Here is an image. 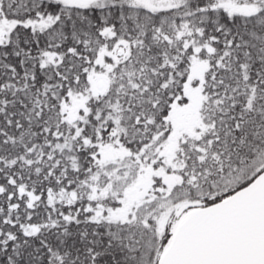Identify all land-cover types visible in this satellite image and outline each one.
I'll return each instance as SVG.
<instances>
[{
    "label": "snow or ice",
    "instance_id": "obj_1",
    "mask_svg": "<svg viewBox=\"0 0 264 264\" xmlns=\"http://www.w3.org/2000/svg\"><path fill=\"white\" fill-rule=\"evenodd\" d=\"M0 264H264V0H0Z\"/></svg>",
    "mask_w": 264,
    "mask_h": 264
}]
</instances>
